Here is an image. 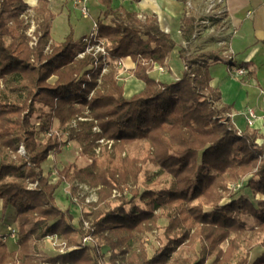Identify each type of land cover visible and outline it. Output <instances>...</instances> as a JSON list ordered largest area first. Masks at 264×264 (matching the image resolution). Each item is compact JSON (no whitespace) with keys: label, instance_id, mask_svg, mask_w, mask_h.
<instances>
[{"label":"trees","instance_id":"16d2710c","mask_svg":"<svg viewBox=\"0 0 264 264\" xmlns=\"http://www.w3.org/2000/svg\"><path fill=\"white\" fill-rule=\"evenodd\" d=\"M98 2L105 9L96 34L76 39L70 32L58 40L49 0H39L31 45L27 1L0 0V264H101L104 245L115 263L124 254L128 264H249L253 246H264V136L239 129L233 106L211 84L212 63L231 61L180 47L181 77L157 80L151 72L178 45L171 32L156 14L142 19L114 0ZM180 31L189 45L198 38L195 13L182 16ZM88 36L94 44L105 41L106 56H80ZM127 57L139 85L133 92L118 73ZM71 142L92 161L70 162L54 180L44 164ZM149 162L160 166L159 176L173 178V191L138 188ZM74 181L98 188L96 209L86 214L87 235L99 236V245L84 240L75 212L57 202V190ZM117 188L121 203L113 206ZM138 198L143 209L134 204ZM162 218L168 220L163 242L149 256L143 235L160 228ZM50 237L65 248L43 257L40 242ZM134 240L137 247L127 249ZM255 264H264V251Z\"/></svg>","mask_w":264,"mask_h":264},{"label":"rangeland","instance_id":"374dc122","mask_svg":"<svg viewBox=\"0 0 264 264\" xmlns=\"http://www.w3.org/2000/svg\"><path fill=\"white\" fill-rule=\"evenodd\" d=\"M124 2V0H121ZM130 2H138L139 0H126ZM185 2V5L187 7L188 13H197L196 16L198 18V38L196 40H193L192 44H187L184 40L180 39V32L177 28L175 33L177 37L181 40L180 47H186L187 51L191 53V55H196V53H200L202 51H205V53L214 52L217 54H220L225 57V52L228 51V43H227V36L228 33H230V26L228 20H225L227 18V14H225V11L223 10V3L226 0H183ZM65 4V8L68 9L67 11V17L66 18H58V22L54 25V38L55 39H61L64 38L65 35H67L70 32H73L74 37H78L80 39L83 38L84 35H88L92 30L94 26V22L96 21L95 12L92 11L91 8V2L92 0H89L88 7H89V13L88 15H83L81 7L82 4L80 2H77V0H62L60 1ZM130 4V3H129ZM59 6V5H58ZM58 7H55L57 9ZM222 9V10H220ZM220 10V11H219ZM218 13H217V12ZM216 12V13H215ZM26 21L29 23V29L26 31L29 36L31 37V45H35L37 43V37L35 34V30L37 28V23L34 20L33 17V10L30 9L25 14ZM146 13H140V17L142 19H145ZM213 17H216L217 20H213ZM68 23H66V22ZM162 29L166 31L165 23L162 25ZM226 33V34H225ZM83 34V35H82ZM82 37V38H81ZM182 38V37H181ZM185 48V49H186ZM173 54V51L170 53ZM124 62V59L123 61ZM172 64H176V69L182 73V65L180 61L175 57V55H172ZM107 66V65H106ZM222 68V69H221ZM224 64H215L211 65L210 71L212 77H215L216 79H222L223 73H224ZM109 68H104V72L108 71ZM227 71V66H226ZM228 72V71H227ZM119 78L121 82L126 83V86L132 87L130 88V91H137L139 88L138 83L133 79V77L130 74V69L125 67V63L122 64V66H119L118 69ZM235 75V74H234ZM237 76V75H235ZM238 77V76H237ZM55 78H52L54 80ZM59 125V121L55 120L54 128ZM98 130V128H95ZM100 142H104V139H100ZM109 142L110 141H105ZM138 151V149L133 148L132 152ZM19 152L24 154L25 149L24 147H21L19 149ZM100 149H97V153L99 154ZM139 152V151H138ZM137 153V152H136ZM142 153V152H141ZM77 162L78 166H84L87 165L92 161V159L89 157H85L80 152V147L76 142H71L65 148L62 152H55L52 153L48 162L44 164L45 172L46 174L51 173L54 177L53 179H57V170H60L64 165L70 163V162ZM160 166L154 165L153 163H147L142 166V172H141V178L140 183L138 185V188L141 190H144L148 185H150L151 188H157V189H166L170 191H173L175 188V183L173 182V178L171 176L167 175H158ZM155 182H159L155 183ZM240 183H237L236 185H233L234 188L240 189ZM31 186H36V184H31ZM134 188V187H133ZM96 187H91L89 184L84 182H78L74 181L71 183H64L58 190L56 194V199L58 204L63 208L71 207L72 210L75 212V220L74 222L81 228L82 231L85 234L84 240L86 239L85 236L89 234L88 226L91 225L90 222H92V218L90 216H87L86 213L91 212L96 209L94 204L98 200V192ZM130 193V190H127L125 194ZM121 191L120 189H114L113 190V206L119 205L121 203ZM134 204L141 209L144 208L145 204L143 201H141L139 198L134 202ZM131 205L128 206L130 208ZM2 212V211H1ZM0 212V216H1ZM88 223V226L85 225V223ZM251 222H254V219H250ZM160 228H155L152 232L146 233L143 235L144 240L147 243L148 247V253L149 256H152L157 247L161 246V243L163 242V230L168 225V220L166 218H162L159 220L158 223ZM89 236L87 241L88 243H91V245H99L103 243L102 239L98 237H94L93 235H87ZM113 237L116 239L117 237L113 235ZM46 238L43 241L40 242V252L42 256L46 257V255H55L60 250H63L65 248V245L63 244V241L61 239H51ZM262 241V240H261ZM257 243V242H255ZM227 242L223 244V248L226 249ZM138 245V242L134 240L130 246H125L127 249L129 248H136ZM102 250L106 253L105 258L102 260L101 264H128L126 261V255L119 254L118 258L116 259V263L111 260V250H109L108 245H104ZM240 253L246 254L248 251L245 247L241 248ZM264 251V246H261L260 244H256L253 246V248L250 250V260L249 264H255V261L257 260V257L261 255V253ZM192 254V253H191ZM212 262V259L208 261L207 264H210ZM13 264H19L13 263Z\"/></svg>","mask_w":264,"mask_h":264},{"label":"crops","instance_id":"0c3cea01","mask_svg":"<svg viewBox=\"0 0 264 264\" xmlns=\"http://www.w3.org/2000/svg\"><path fill=\"white\" fill-rule=\"evenodd\" d=\"M26 1L33 9L37 6L39 0ZM60 1L62 0H49V7L55 14L51 30L53 37L54 25L58 22L57 19L60 17L66 18L67 11H69L65 8V4ZM90 4L92 11L96 14L94 18L102 17L105 6L100 4L98 0H92ZM114 5L115 7L125 6L136 10L139 14H156L161 28L165 23L166 31L171 32L178 42L173 54L180 61L184 71L185 63L179 54L180 39H182L180 31L181 18L187 11L183 0H139L138 2L114 0ZM222 6L223 10H220L225 11V14H227L225 20H228L230 26V33L227 36L228 49L234 53L236 65L247 68L248 74L235 76L230 69V65L222 60V62H215L212 65L224 64L225 68L227 66L228 72L224 68L223 78L218 80L213 77L211 84L221 89L222 102L233 106L231 115L239 129L243 130L249 126L264 136V0H226ZM55 7L58 8L55 9ZM177 28L180 32V39L174 34ZM173 54L168 56L165 65L155 66V69L151 72L153 78L163 82H171L181 77L183 71L182 73L179 72L176 69V64L171 62ZM123 63L130 70L135 66L131 57L125 58ZM249 109H253L257 116L252 125H249L247 121ZM1 211L2 201H0Z\"/></svg>","mask_w":264,"mask_h":264},{"label":"built area","instance_id":"2783aa9c","mask_svg":"<svg viewBox=\"0 0 264 264\" xmlns=\"http://www.w3.org/2000/svg\"><path fill=\"white\" fill-rule=\"evenodd\" d=\"M223 1V0H222ZM77 2H80L82 4L81 10L83 15H88L89 13V7H88V2L89 0H77ZM93 33H97V24L96 21L94 22V26H93V30L91 31V34ZM92 36H88L86 37L84 40L87 43V49L85 52L81 53L80 56H84L86 52L88 53H93V55H98V54H103L104 56H106L107 54V50L105 47V41H101L99 43H92L91 38ZM225 58L229 61H231L230 64V69L232 70V72L237 75V76H245L248 74V69L245 68L244 66H237L234 64L233 61H235V56L234 53L231 52V50L228 49V51L225 52ZM256 113L253 109H249L247 112V121L249 125H252L254 123V119H256ZM87 224V225H86ZM86 226H88V223H85ZM90 226H88L89 228ZM12 236H15V230H13L12 232ZM85 240L89 239V236L85 237Z\"/></svg>","mask_w":264,"mask_h":264},{"label":"bare ground","instance_id":"6f19581e","mask_svg":"<svg viewBox=\"0 0 264 264\" xmlns=\"http://www.w3.org/2000/svg\"><path fill=\"white\" fill-rule=\"evenodd\" d=\"M30 2H33L34 0H29Z\"/></svg>","mask_w":264,"mask_h":264}]
</instances>
